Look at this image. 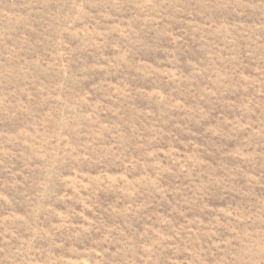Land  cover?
<instances>
[{"label": "rangeland", "instance_id": "374dc122", "mask_svg": "<svg viewBox=\"0 0 264 264\" xmlns=\"http://www.w3.org/2000/svg\"><path fill=\"white\" fill-rule=\"evenodd\" d=\"M0 264H264V0H0Z\"/></svg>", "mask_w": 264, "mask_h": 264}]
</instances>
